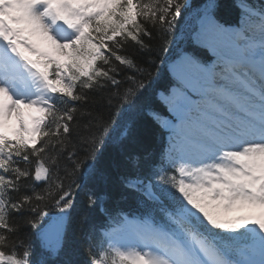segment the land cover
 I'll return each instance as SVG.
<instances>
[{
    "label": "snow or ice",
    "instance_id": "obj_1",
    "mask_svg": "<svg viewBox=\"0 0 264 264\" xmlns=\"http://www.w3.org/2000/svg\"><path fill=\"white\" fill-rule=\"evenodd\" d=\"M185 7L186 0H0V264H42L19 236L20 220L48 256L61 253L79 188L71 178L85 165L95 175L109 135L103 115L87 107L91 97L107 90L109 105L113 96L134 105L144 70L129 47L151 52L148 41L166 39ZM241 11L231 29L216 22L211 3L204 9L201 32L223 50V63L182 60L203 82L201 98H177L188 107L174 108L178 123L165 125L167 167L138 182L152 207L99 244L89 238L88 264H264V7ZM126 71L127 86L118 78ZM49 209L59 213L55 227L43 226Z\"/></svg>",
    "mask_w": 264,
    "mask_h": 264
},
{
    "label": "trees",
    "instance_id": "obj_2",
    "mask_svg": "<svg viewBox=\"0 0 264 264\" xmlns=\"http://www.w3.org/2000/svg\"><path fill=\"white\" fill-rule=\"evenodd\" d=\"M240 0H186V7L182 10L173 32L166 39L154 36L151 41V52H139L135 47H129L128 54L135 57L138 65L144 70V75L138 77L143 80L145 88L139 95L137 102L121 107L113 96L109 105L108 99L112 93L105 90L91 97L88 108L94 115H103L109 129L105 138L102 152L96 162V173L88 175L85 165L79 173L71 179L79 184L75 189L76 200L64 225V247L58 256H48L42 249L39 235L23 225L22 220L19 236L22 240L33 245V260H41L42 264H88L86 248L89 238L96 239L97 227L107 220L111 225L119 220L105 214L110 211L114 215L120 210L133 211L143 208L146 213L152 207L141 192L126 185L128 179H147L152 177L151 169L161 163L163 145V131L150 113H164V107L156 99L158 89L166 91L174 81L165 70L164 64L180 49L191 50L200 60L207 58L203 49L193 46L184 29L185 20L193 17L198 11L205 9L211 2L214 16L221 23H235L240 15L238 2ZM251 6L261 4L260 0H246ZM182 32V34H181ZM147 39V38H146ZM166 49V50H162ZM130 72L122 73L118 78L125 80ZM150 74V75H149ZM123 89H121L122 91ZM82 121L84 118H81ZM82 129V124H81ZM78 129L74 126V143L78 142ZM67 163L66 161H62ZM71 181H65L66 185ZM93 195L97 203L89 206L88 197ZM102 207V209H100ZM59 214L49 209V217L45 218L43 226L53 215Z\"/></svg>",
    "mask_w": 264,
    "mask_h": 264
},
{
    "label": "bare ground",
    "instance_id": "obj_3",
    "mask_svg": "<svg viewBox=\"0 0 264 264\" xmlns=\"http://www.w3.org/2000/svg\"><path fill=\"white\" fill-rule=\"evenodd\" d=\"M237 26L225 27V28L235 29ZM197 36L200 37L199 39H200V42L202 43V45L209 48V50L211 51L213 56H215V57H222L223 56V50L219 46L215 45L211 39L207 38L205 35L202 34L201 27L198 29V35ZM214 47L216 48V51H213ZM185 57H189V56L184 53L180 56V58H178L176 60V62L171 64L170 65V72L175 77L180 79L186 87H189V91L195 92L198 90L196 87V83L193 80H195V81H199V80L193 78V76L191 75V73L189 72L187 67L182 63V60ZM201 92L202 91H200V93ZM183 96H187L189 98V100L192 99L189 96V94H187V92L179 91L176 88L171 89L170 93L167 96L162 95L164 100H170V101L175 102L173 109L176 108L179 111H185L186 108L188 107L186 104L183 103L182 99L179 102L177 100L178 97L182 98ZM190 101H192V100H190ZM194 102H195V100H194ZM174 112H176V111H174ZM164 120H165V124H169L168 120H166V119H164Z\"/></svg>",
    "mask_w": 264,
    "mask_h": 264
},
{
    "label": "rangeland",
    "instance_id": "obj_4",
    "mask_svg": "<svg viewBox=\"0 0 264 264\" xmlns=\"http://www.w3.org/2000/svg\"><path fill=\"white\" fill-rule=\"evenodd\" d=\"M211 2H209L208 4H210ZM244 9H246V8H244ZM241 18H242V16H241ZM240 18V19H241ZM192 21H193V17H191L190 19H188V20H185V24H184V29L185 30H187V28H189L190 26H191V24H192ZM199 22V23H198ZM240 22H241V20H240ZM200 24V26H199V28L201 27V24H202V18L201 19H199V21H197V23H196V28H195V31H194V33L193 34H191V41L194 43V44H199V43H197V42H200V37H198L197 36V33L198 32H196L197 31V28H198V25ZM181 34H182V32H181ZM201 43V42H200ZM202 44V43H201ZM200 45V44H199ZM178 58H180V57H178ZM177 58V59H178ZM214 58L215 59H218V58H221V57H215L214 56ZM173 64V63H172ZM215 65H218V62H216V64ZM168 72H170V67L168 66ZM170 74V73H169ZM172 76H174L173 74H172ZM195 83H196V87H197V90L198 91H195V93L196 92H198V93H200V91H202V87H199L198 86V84H197V82L198 81H195V80H193ZM199 82H201L202 84H203V82L201 81V80H199ZM201 83H199V85H201ZM188 88V91H189V87H187ZM185 92V91H184ZM189 92H191V91H189ZM191 93H194V92H191ZM188 94V93H187ZM167 96V95H166ZM190 96V95H189ZM160 98L166 103V104H168L169 105V109H170V112L173 114V115H175L176 116V112H174L173 111V106H174V103L175 102H173V101H170V100H164L163 99V97L162 96H160ZM190 100H192L193 101V103H195L194 102V100L193 99H190ZM164 119H166V120H168L167 118H161L160 119V122L162 123V125L164 126V127H166L165 125V120ZM172 119H174L173 117H172ZM168 122L169 123H171L169 120H168ZM173 125L174 124H176V123H172ZM168 125V124H167ZM167 128V127H166ZM168 137H167V140H168V145H167V147H168V149H167V153H168V150H169V148H170V141H171V132H170V134L169 135H167ZM166 156H167V154H166ZM139 182V181H138ZM247 214V210H245V211H243V212H233V213H231V214H229L230 215V217H236V216H241V215H246Z\"/></svg>",
    "mask_w": 264,
    "mask_h": 264
}]
</instances>
